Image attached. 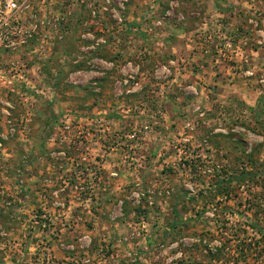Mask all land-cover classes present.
<instances>
[{
    "label": "rangeland",
    "instance_id": "1",
    "mask_svg": "<svg viewBox=\"0 0 264 264\" xmlns=\"http://www.w3.org/2000/svg\"><path fill=\"white\" fill-rule=\"evenodd\" d=\"M190 1L25 11L0 51V264H264V0ZM230 168L256 173L226 197Z\"/></svg>",
    "mask_w": 264,
    "mask_h": 264
},
{
    "label": "built area",
    "instance_id": "2",
    "mask_svg": "<svg viewBox=\"0 0 264 264\" xmlns=\"http://www.w3.org/2000/svg\"><path fill=\"white\" fill-rule=\"evenodd\" d=\"M47 0H0V51L15 50L32 36V26L22 16L33 4ZM94 14V12H92Z\"/></svg>",
    "mask_w": 264,
    "mask_h": 264
},
{
    "label": "trees",
    "instance_id": "3",
    "mask_svg": "<svg viewBox=\"0 0 264 264\" xmlns=\"http://www.w3.org/2000/svg\"><path fill=\"white\" fill-rule=\"evenodd\" d=\"M251 162V161H249ZM251 165H253V163L251 162ZM253 167V166H252ZM231 169V168H230ZM221 172V170H220ZM223 173V171H222ZM256 173V170L255 168H251L250 170H248L247 168H233L231 169V172H225L223 174H219V178L216 179V182H215V186L216 188H218V192L220 194H223L224 196L228 197L229 196V192L231 191V185L233 182H242V181H246V180H249V179H254V174ZM217 177H218V174H217ZM222 177V178H220ZM228 206H226L224 208V211H227L228 210ZM173 213H174V217H175V220H177L179 218V213L177 210H173ZM225 214V212H224ZM227 218V214L225 216ZM225 218V219H226ZM248 226H250V228L252 230L255 231V233H261L260 235L261 238L264 237V226L262 224H258V223H250L248 224ZM221 251V250H219Z\"/></svg>",
    "mask_w": 264,
    "mask_h": 264
},
{
    "label": "crops",
    "instance_id": "4",
    "mask_svg": "<svg viewBox=\"0 0 264 264\" xmlns=\"http://www.w3.org/2000/svg\"><path fill=\"white\" fill-rule=\"evenodd\" d=\"M200 1V3H202V5L204 4V5H207V6H209L212 2H213V0H199ZM216 1V0H215ZM219 1V0H218ZM191 3L192 2H194L193 0H191L190 1ZM220 2V1H219ZM196 4H198V3H196ZM201 11L203 10V6H202V8L200 9ZM208 13V10H207V12H202V14L204 15V14H207Z\"/></svg>",
    "mask_w": 264,
    "mask_h": 264
}]
</instances>
